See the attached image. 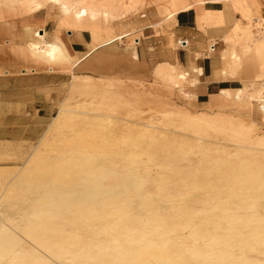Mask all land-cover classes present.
I'll list each match as a JSON object with an SVG mask.
<instances>
[{
	"label": "rangeland",
	"instance_id": "1",
	"mask_svg": "<svg viewBox=\"0 0 264 264\" xmlns=\"http://www.w3.org/2000/svg\"><path fill=\"white\" fill-rule=\"evenodd\" d=\"M22 1L19 13L38 10ZM80 1L102 34H128L88 73L69 56L36 58L27 44L5 50L38 64L13 73L48 65L60 85L42 136L0 150V264H264V22L242 16L229 42L241 64L254 63L256 80L196 105L188 80L155 74L160 63L184 73L170 62L175 0ZM55 11L58 29L76 30ZM113 13L122 15L115 21ZM142 15L153 37L140 31ZM70 163L102 169L78 177L100 182L103 194L81 200L61 188L48 200L35 183L75 178L47 168Z\"/></svg>",
	"mask_w": 264,
	"mask_h": 264
},
{
	"label": "crops",
	"instance_id": "2",
	"mask_svg": "<svg viewBox=\"0 0 264 264\" xmlns=\"http://www.w3.org/2000/svg\"><path fill=\"white\" fill-rule=\"evenodd\" d=\"M15 5L19 6V0H0L2 151L18 144H33L42 136L50 125L55 110L53 100L57 98V87L60 85L57 75L49 72L52 70L48 65V72L13 73L15 66L38 64L27 55L11 57L5 51L8 47L25 49L27 42L32 40L31 33L36 30L44 32L45 41H50L55 35L66 54L74 60L76 72L83 74L88 73L96 60L110 51L113 41L128 35L123 33L109 38L101 33L95 22L89 24L92 27L95 25L92 29H58L54 8L19 13ZM172 6L173 12L167 14V18L172 20L171 36L175 46L170 62L186 73V79L191 82L189 94L196 105L211 104L224 92L232 93L243 88L245 82L256 80L258 70L254 63L241 64L229 42L237 23L244 24L242 16L250 14L264 22V0H240L238 3L234 0H175ZM113 14L115 21L122 15ZM142 18L145 16L142 15ZM150 22L147 18L139 20V25H143L140 31L149 33L145 35L147 38L153 37L150 26L146 24ZM132 40L134 45L137 44V38ZM154 40L158 44L159 39ZM179 40L185 45L179 46ZM232 57L238 60L237 67L231 64ZM162 64L168 65L160 63L157 66ZM250 65L252 68L248 70ZM260 84L264 89V78L260 79Z\"/></svg>",
	"mask_w": 264,
	"mask_h": 264
},
{
	"label": "bare ground",
	"instance_id": "3",
	"mask_svg": "<svg viewBox=\"0 0 264 264\" xmlns=\"http://www.w3.org/2000/svg\"><path fill=\"white\" fill-rule=\"evenodd\" d=\"M15 1V0H14ZM26 1V0H25ZM24 0L22 1L21 5H24L25 7L29 8V9H40V8H44V7H48V8H55V10H57L58 12V16L62 17V18H66L68 20H71L72 22H70L71 24L69 25L70 27L76 28L78 29H92L95 27H92L89 25L90 20L93 18L90 11H92V9L89 7V12L90 14H88V12H84L83 10L81 11L80 9L83 7H87L88 6V2L87 3H82V1L79 0V2L76 4H73L72 1L70 0H27L25 2ZM107 1V0H106ZM18 2V1H17ZM21 2V1H20ZM84 2V1H83ZM15 3V2H14ZM87 4V5H86ZM106 4V3H105ZM108 4V3H107ZM94 6V5H93ZM97 8V7H96ZM104 8V7H103ZM48 11V10H47ZM103 12V11H102ZM101 12V13H102ZM99 14V13H98ZM103 14V13H102ZM105 16L107 15L108 17L112 18L113 15L108 13L107 11H104ZM103 14V15H104ZM87 15V16H86ZM94 16H96V14H94ZM95 19L93 20V22L98 19L96 17H94ZM63 21V19H60ZM58 20V22L60 21ZM66 20V21H68ZM61 22V21H60ZM64 22V21H63ZM63 25V24H61ZM60 25V26H61ZM92 25V24H91ZM241 24H238V26ZM59 26V27H60ZM68 26V25H67ZM58 27V26H57ZM58 27V28H59ZM64 27V26H62ZM237 28V27H236ZM235 28V29H236ZM238 29V28H237ZM94 31V30H93ZM237 31V30H235ZM240 31H242L240 29ZM245 32V31H244ZM29 33V32H28ZM240 33V32H239ZM32 34V40H30L29 42H27V46L28 48L33 52V56L36 58H43L44 60H47V62H59L64 60L65 58H67V54L64 51V49L62 48L60 42L58 41L56 36H53V40L52 42H47L45 41V34L44 32H42L41 30H36L34 31ZM57 34V33H56ZM237 34V32H236ZM96 35V34H94ZM93 35V36H94ZM97 36V35H96ZM238 36V35H237ZM98 39V38H97ZM261 44L264 45V39L262 40ZM28 49V50H29ZM31 52V53H32ZM136 58V57H134ZM235 58V57H234ZM233 58V59H234ZM41 59V60H43ZM70 59V58H67ZM232 65L233 66H238L237 61H232ZM176 69H174V67L169 66V65H158L155 69V74L161 78H165L167 80H169L170 82L173 83H177V84H182L183 82H186V73H177L175 72ZM164 79V80H165ZM189 84H191L190 81H188ZM77 83V82H76ZM176 84V85H177ZM81 84L78 82V84H76L77 86H80ZM178 86V85H177ZM223 95L225 97H227L229 95V92H224ZM210 105V104H209ZM211 106V105H210ZM66 115V114H65ZM202 116V115H201ZM204 118V115L203 117ZM216 118V117H215ZM214 118V119H215ZM199 119V118H197ZM206 119V118H205ZM221 119V118H220ZM203 120V119H202ZM207 120V119H206ZM212 120V119H211ZM223 120V119H222ZM221 120V122H222ZM200 121V120H199ZM208 121V120H207ZM205 121V122H207ZM202 122V121H201ZM210 122V120H209ZM218 122V120H217ZM220 122V120H219ZM229 124V123H228ZM66 156V155H65ZM80 163V162H79ZM78 163V164H79ZM92 165V164H91ZM94 165V164H93ZM96 165V164H95ZM100 165V164H98ZM97 165V166H98ZM101 166V165H100ZM50 170H60V171H65L66 175H70V173L77 175L75 178H70V180L66 181V182H62L59 179H55V178H50V179H41L39 181H37L35 183L36 187L39 188H46V196H44V198H48L51 199V201L54 200V197L56 195H58L59 190L61 188H70L72 190H74L73 192H75L74 194L78 193L79 197L81 200H92L95 197L102 195L103 193L101 192V186H100V182H93L90 180H85L83 178L78 177V174L80 176V174H83L84 172H89V174H92V172L95 173V170H98V172H100L102 169H100L99 167H83V165H79L77 166V164L75 163H70L64 166H49L47 167ZM46 168V170H47ZM106 170V169H105ZM94 177V176H93ZM96 178H100L99 176H95ZM131 177V176H130ZM64 178V177H63ZM134 179V178H133ZM132 181V180H131ZM135 181V180H134ZM133 182V181H132ZM102 183V182H101ZM128 183V182H127ZM130 183V182H129ZM132 184V183H131ZM135 184V182H134ZM128 186V185H127ZM35 187V188H36ZM81 189V190H80ZM42 192V191H41ZM61 194V193H59ZM68 195V194H67ZM73 195V193H72ZM65 196V195H63ZM69 198L71 197L70 194L68 195ZM61 197V196H60ZM68 198V197H67ZM53 199V200H52ZM63 199V198H61ZM66 199V198H65ZM70 200V199H69ZM98 200V199H97ZM68 201V200H67ZM50 202V201H49ZM64 202V201H63ZM83 202V201H82ZM88 202V201H87ZM141 203V202H140ZM122 246V245H121ZM104 250V249H103Z\"/></svg>",
	"mask_w": 264,
	"mask_h": 264
},
{
	"label": "built area",
	"instance_id": "4",
	"mask_svg": "<svg viewBox=\"0 0 264 264\" xmlns=\"http://www.w3.org/2000/svg\"><path fill=\"white\" fill-rule=\"evenodd\" d=\"M136 42H137V40H136ZM178 44H179V46H184L185 45V42L184 41H182V40H179L178 41ZM211 50H212V46H211Z\"/></svg>",
	"mask_w": 264,
	"mask_h": 264
}]
</instances>
